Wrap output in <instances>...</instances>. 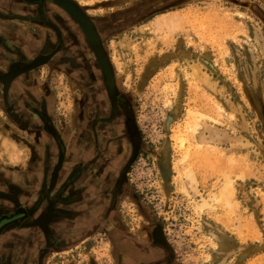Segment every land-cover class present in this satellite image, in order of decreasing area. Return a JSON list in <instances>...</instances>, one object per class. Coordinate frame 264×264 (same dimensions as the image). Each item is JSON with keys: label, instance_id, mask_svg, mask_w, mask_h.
<instances>
[{"label": "rangeland", "instance_id": "1", "mask_svg": "<svg viewBox=\"0 0 264 264\" xmlns=\"http://www.w3.org/2000/svg\"><path fill=\"white\" fill-rule=\"evenodd\" d=\"M71 1L105 39L133 109L140 154L123 196L127 218L161 229L177 264H264V0ZM6 25L8 35L18 36L12 47L21 45L28 58L36 53L42 41L33 40L39 31L32 23L0 27ZM61 66L41 63L31 78L23 76L20 109L12 110L13 91L0 85V101L9 98L7 106L0 102V174L23 177L24 187L30 179L38 187L43 182L37 157L48 154L54 170L60 152L66 154L55 189L83 156V81ZM70 188L81 202L75 210L59 206L58 216L73 220L63 228L66 238L46 252L40 234L26 230L31 243L21 264H114L105 231L83 232V179ZM204 200L212 206L199 210ZM61 210L77 214L71 219ZM1 247L7 252L10 245Z\"/></svg>", "mask_w": 264, "mask_h": 264}, {"label": "flooded vegetation", "instance_id": "2", "mask_svg": "<svg viewBox=\"0 0 264 264\" xmlns=\"http://www.w3.org/2000/svg\"><path fill=\"white\" fill-rule=\"evenodd\" d=\"M77 8L85 21L52 0H0V24L14 20L32 23L39 31L33 40L42 41L28 58L21 45L12 47L9 42L18 36L8 35L7 25L0 27V85L21 100L27 83L23 76H29L27 64L35 59L58 61L70 79L83 81V232L91 228L105 231L114 245V264H177L161 229L134 225L121 208L129 174L140 154L139 133L131 103L119 88L105 50V39ZM7 99L0 102L7 106ZM64 172L69 179L71 169ZM66 221L63 228L73 225V220ZM1 244L0 264H9L5 259L9 252L23 253L21 248L10 247L4 254L1 246L6 244Z\"/></svg>", "mask_w": 264, "mask_h": 264}, {"label": "water", "instance_id": "3", "mask_svg": "<svg viewBox=\"0 0 264 264\" xmlns=\"http://www.w3.org/2000/svg\"><path fill=\"white\" fill-rule=\"evenodd\" d=\"M30 1L35 2L41 0ZM52 1L66 8L76 19L85 21V17L77 8L75 3L71 0ZM24 56L27 55L24 53ZM41 63L42 61L40 59H35L34 61L30 62V64H27V70H29L28 72L33 70L35 66H40ZM7 102L9 103V98L7 99ZM22 102L23 101L21 100H16L15 102L12 101V103H9V105H12V110L15 106L17 109H20L18 107L22 105ZM12 115L19 119L18 113L16 111L15 113L13 112ZM46 128L49 133L55 135L56 131L52 125L47 124ZM53 137L55 138V136ZM53 149L54 147L50 146L49 154H51ZM37 150V154L39 155L41 153V147H38ZM65 155L66 154L64 152H60L59 165L57 167L58 169L65 168L67 164V158ZM37 159L39 160L37 175H40V169L42 175L41 181L44 177L43 182H40L39 187L36 185V179H30L28 183L26 182V184L30 186L24 187L25 181L23 177L18 175H11L10 177L7 174H0V239L4 235L10 234V232L14 230H20V228L31 230V235H35L37 233L40 234V242L45 245L43 250L49 252L55 250L54 245L56 244L57 240L66 238L65 233L62 235L64 229L63 226L61 227V224L66 223L67 221L58 216L60 214L59 206L68 205L70 208H72V210H75L74 208L77 206V202H81V198H78V195L75 191H70V187L77 181H80L83 177V156H77V158L74 159V162L77 164V166H72L69 168V170L71 169V171H73L72 176H74V178H69L70 180L67 179L66 184L55 189L54 187L56 184L57 168L54 170L51 169L53 166L50 156L47 154L46 157L39 156ZM52 171L53 173L51 175V180L49 179L48 182V177L50 178L48 175H50L49 173ZM48 185L50 186V189ZM44 188L48 191L44 190ZM68 190L70 193H68ZM27 199H32V201H27ZM63 199L65 202H67V204L61 202ZM28 202H30L29 206L26 205ZM61 211L67 216V218L71 219H74L73 216H76L77 214L76 211L75 213H68L67 211L63 210ZM56 233H59L60 235H57Z\"/></svg>", "mask_w": 264, "mask_h": 264}, {"label": "crops", "instance_id": "4", "mask_svg": "<svg viewBox=\"0 0 264 264\" xmlns=\"http://www.w3.org/2000/svg\"><path fill=\"white\" fill-rule=\"evenodd\" d=\"M2 56V55H1ZM0 61H1V58H0ZM8 153V151H6V152H3V154H7ZM11 162H10V165H12V164H17V163H19V161H17V162H14V159H11L10 160ZM23 161H21V163H22ZM27 231L26 230H24L23 228L22 229H20V230H14V231H12V232H10V234H6V235H4L1 239H0V244L1 245H3V242L6 244V245H10V247H12V246H16V245H20L21 246V249L23 250V253L24 254H26V252H27V245L29 246V244L31 243L30 241H29V238H28V235H29V233H28V235H26L27 233H26ZM59 234V233H58ZM33 243V242H32ZM25 247V248H24ZM14 248V247H13ZM12 250V249H11ZM21 250V251H22ZM25 251V252H24ZM3 253L4 254H7L6 253V251H3ZM22 253V254H23ZM21 253L19 254V253H15V252H9V255H7V256H9V257H5V258H9V259H7V260H9V263H15V264H17V263H20V260H21V255H22ZM12 260H14V262L12 261ZM23 264V263H22Z\"/></svg>", "mask_w": 264, "mask_h": 264}, {"label": "bare ground", "instance_id": "5", "mask_svg": "<svg viewBox=\"0 0 264 264\" xmlns=\"http://www.w3.org/2000/svg\"><path fill=\"white\" fill-rule=\"evenodd\" d=\"M176 141H179V144H182L183 143V140L181 139V138H179V137H176V139H175ZM194 175H192V177H189L188 178V180H189V186H191V187H194V185L196 184V180L194 179V177H193ZM229 190H230V187H229ZM187 191H188V189H187ZM223 191H224V193H227L228 191H227V187H225L224 189H223ZM231 204V203H230ZM210 206H212V200H204L203 202H200V203H197V208L199 209V210H203V209H205V208H209ZM253 232V231H252ZM253 235H255V232H254V234Z\"/></svg>", "mask_w": 264, "mask_h": 264}]
</instances>
